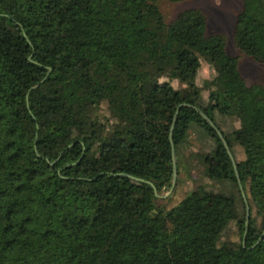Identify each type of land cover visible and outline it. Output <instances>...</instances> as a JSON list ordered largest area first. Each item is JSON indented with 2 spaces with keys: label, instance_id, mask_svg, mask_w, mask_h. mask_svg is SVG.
I'll list each match as a JSON object with an SVG mask.
<instances>
[{
  "label": "trees",
  "instance_id": "obj_1",
  "mask_svg": "<svg viewBox=\"0 0 264 264\" xmlns=\"http://www.w3.org/2000/svg\"><path fill=\"white\" fill-rule=\"evenodd\" d=\"M156 1L0 0V264H264V86L245 82L200 9L165 22ZM232 37L264 61V0H243ZM199 56L214 70L206 102ZM163 70L185 85L159 80ZM200 111L232 156L242 148L243 240L232 163ZM214 111L238 126L223 131ZM191 123L237 187V241L220 240L233 213L223 193L219 210L201 185L165 207L147 182L169 188L168 134L177 171Z\"/></svg>",
  "mask_w": 264,
  "mask_h": 264
},
{
  "label": "rangeland",
  "instance_id": "obj_2",
  "mask_svg": "<svg viewBox=\"0 0 264 264\" xmlns=\"http://www.w3.org/2000/svg\"><path fill=\"white\" fill-rule=\"evenodd\" d=\"M156 4L165 22L170 21L185 8L200 9L206 18V31L221 33L224 37L225 50L237 56V67L245 82L264 86V61H255L239 52L233 42V24L236 14L242 9L243 0H157ZM158 79L169 80L175 88L185 85L182 80L169 77L167 70L161 71L158 74ZM194 82L199 86L201 101L206 102L208 91L214 86V70L210 62L202 56H199V66ZM101 110L107 113L104 103L101 104ZM213 116L219 127L225 132L238 126V119L234 116L216 111L213 112ZM212 147L213 141L208 134L191 123L187 137L179 147V167L176 171L175 181L169 190H165L156 197V202L169 207L176 203L186 191L196 185H201L211 191L208 206L211 205L217 210L224 204L232 206V216L222 231L220 240L237 241L239 230L235 218L241 215V201L235 183L219 176L218 166L210 155ZM231 151L235 160L243 158V151L239 144L233 143ZM218 192L226 196L224 204L217 201ZM250 214L254 215L252 204ZM256 222L259 225L258 217Z\"/></svg>",
  "mask_w": 264,
  "mask_h": 264
},
{
  "label": "water",
  "instance_id": "obj_3",
  "mask_svg": "<svg viewBox=\"0 0 264 264\" xmlns=\"http://www.w3.org/2000/svg\"><path fill=\"white\" fill-rule=\"evenodd\" d=\"M42 79H43V78H41L40 81H41ZM36 85H37V83H35V84L32 85L31 87H35ZM31 87H30V88H31ZM180 104H187V103H180ZM180 104H179V105H180ZM179 105H178V106H179ZM178 106L176 107V109H175V111H174L173 119H172V122H171V124H170V130H171L172 125H173V123H174V116H175V114H176V111H177ZM200 114H201V116H202L203 118L206 119V121L210 124V126L215 130L216 134L218 135L219 139L221 140V142H222V144H223V146H224V148H225V150H226V153H227V155H228V157H229V159H230V161H231V163H232V167H233V171H234V176H235V178H236V183H237L238 189H239V191H240V195H241L242 200H243V203H244V229H243V233H242V240H243V238H244V234H245L246 229H247V224H248L247 222H248L249 208H248V203H247V200H246V197H245V193H244V191H243V189H242V185H241V183H240V179H239V177H238V173H237V171H236L235 161H234V159H233V156H232V154H231V152H230V149H229V147H228V145H227L225 139L223 138L222 133L220 132V130L216 127V125L212 122V120H211L209 117H207L202 111H200ZM168 138H169L170 145H171V179H170V186H169V188H168L167 190H169V189L171 188V186L173 185V183H174V181H175V177H176V167H175V162H174V160H175V156H174V154H173V150H172V141H171V134H170V132H169V134H168ZM127 175H128L129 177L133 178V179H138V180H140V178H138V177H135V176H132V175H129V174H127ZM147 182L153 187V191H154L155 195H157V196L160 195V194H158V193L156 192V189H155L154 185H153L150 181H147ZM163 189H165V187H163ZM263 231H264V228H263L262 232L260 233V235L258 236L257 240L261 237ZM257 240H256V241H257ZM256 241H255V242H256Z\"/></svg>",
  "mask_w": 264,
  "mask_h": 264
}]
</instances>
